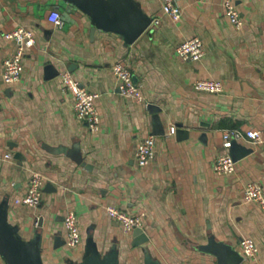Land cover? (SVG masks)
Returning <instances> with one entry per match:
<instances>
[{
    "label": "crops",
    "instance_id": "obj_1",
    "mask_svg": "<svg viewBox=\"0 0 264 264\" xmlns=\"http://www.w3.org/2000/svg\"><path fill=\"white\" fill-rule=\"evenodd\" d=\"M132 1L161 23L151 22L128 42L120 33L92 31V17L68 0H0V264H12L6 250L13 245L35 264H89L92 257L113 264H219L200 245L215 238L242 254L246 237L264 263V210L245 199L250 182L264 191V0H233L241 28L229 20L225 0H171L182 10L179 20L164 12L167 0ZM54 9L63 27L50 21ZM19 27L32 30L36 43L25 51L20 80L7 85L3 63L16 49L8 34ZM194 36L205 55L184 60L176 49ZM117 61L129 64L143 101L120 93L112 71ZM49 64L58 71L51 78ZM64 71L99 94L98 131L76 117ZM199 79L221 81L223 90H198ZM152 104L165 134H154ZM227 129L258 130L262 140L238 141L253 151L236 161L233 173L219 175L214 162L225 152ZM150 134L156 154L140 166L136 152ZM62 147L67 151H57ZM33 172L44 176L36 207L22 201ZM108 205L144 212L149 240L134 245L133 231L108 215ZM70 210L82 235L75 248L66 243Z\"/></svg>",
    "mask_w": 264,
    "mask_h": 264
},
{
    "label": "built area",
    "instance_id": "obj_2",
    "mask_svg": "<svg viewBox=\"0 0 264 264\" xmlns=\"http://www.w3.org/2000/svg\"><path fill=\"white\" fill-rule=\"evenodd\" d=\"M224 6L229 20L236 28H241L244 24L243 17L233 0H225ZM164 12L173 20H179L182 10L179 6L167 0L163 6ZM49 19L58 27L64 26V20L58 9L51 11ZM152 23L158 25L160 19L152 20ZM8 37L15 39L16 49L10 54L3 63V80L7 85L17 83L24 69V56L26 49L34 46L36 36L34 32L25 27H19L8 34ZM179 57L184 60L198 61L205 55V48L202 39L194 36L186 39L177 47ZM112 71L118 81V88L123 96L134 98L138 101L144 100L142 87L134 80L132 70L127 62L117 61L112 66ZM62 86L67 92H70L73 98V110L76 117L86 122L90 130L98 131L100 128V112L96 105V99L99 94L88 90L69 71L61 73ZM195 88L202 91L221 92L223 84L221 81L212 79H199L195 82ZM176 131L175 126L170 127V134ZM223 148L225 152L217 156L214 162V170L219 175H229L236 169V161L230 153L233 142L240 141L244 138H250L254 142L262 140V134L258 130H248L245 133L238 129H227L223 132ZM157 139L155 135L146 136L140 143L136 160L140 166L148 165L155 157ZM6 158H12L13 155L8 153ZM44 176L40 172H33L27 192L22 197L25 205L36 207L41 203L43 195ZM246 201L257 202L264 210V191L260 184L250 182L245 187ZM108 215L122 224L126 232H132L136 228H142L145 213L130 214L114 205L106 207ZM64 227L66 230V243L69 247H77L82 240L78 217L72 210L64 216ZM240 248L245 259L252 264H264L259 256L258 248L252 238H242Z\"/></svg>",
    "mask_w": 264,
    "mask_h": 264
},
{
    "label": "water",
    "instance_id": "obj_3",
    "mask_svg": "<svg viewBox=\"0 0 264 264\" xmlns=\"http://www.w3.org/2000/svg\"><path fill=\"white\" fill-rule=\"evenodd\" d=\"M76 8L81 9L92 17L95 27L122 34L128 42L135 41L151 24L152 18L146 15L132 0H68ZM58 74L52 64L46 66V76L51 78ZM154 113V134H165L164 127L156 114L157 107L150 105ZM57 151L65 152L66 148ZM252 148H247L238 141L233 142L230 153L235 161L251 153ZM134 245H141L149 240L142 228L133 230ZM200 249L217 256L219 264H240L244 257L231 244L215 238H209L207 244L200 245ZM6 255L12 264H35L32 257L25 255L18 247L9 246ZM89 264H113L92 257Z\"/></svg>",
    "mask_w": 264,
    "mask_h": 264
}]
</instances>
